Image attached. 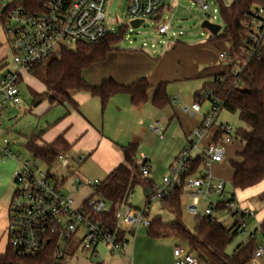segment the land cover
I'll list each match as a JSON object with an SVG mask.
<instances>
[{
    "label": "built area",
    "instance_id": "built-area-1",
    "mask_svg": "<svg viewBox=\"0 0 264 264\" xmlns=\"http://www.w3.org/2000/svg\"><path fill=\"white\" fill-rule=\"evenodd\" d=\"M0 1L7 3L3 7L2 26L10 39V61L13 67L11 70L6 69L0 77L1 127L6 111L21 102L19 85L23 73H28L52 57H58L64 50H74L78 45H95L110 33L106 27L108 0H51L43 11L14 6L12 0ZM193 1L203 13L209 10L204 0ZM164 2L128 0L126 17L129 24L139 21L141 26L144 22H150L157 36H166L170 25L163 21ZM242 27L246 30V53L252 57L264 42V4L250 10L248 20L243 22ZM145 47L144 44L142 48ZM218 57L224 62L230 60L225 52H221ZM242 68L235 67L231 74L237 77ZM202 98L208 101L211 97L207 92ZM202 102L199 100L192 105H179L181 114L190 118L200 117L201 120L187 135L186 146L161 178L160 185L156 186L152 182L148 199L162 204L169 198L173 188H180L181 198L189 199L188 203L181 206L188 217L193 220L203 218L210 224H221L243 234V244H247L256 238L259 228L257 223L256 229H249L250 221L256 222L255 212L244 208L233 193L226 195V182L215 178L210 172L213 165H221L225 161L227 147L238 143L235 129L227 124H218L222 110L220 103L209 101L210 110L204 113L201 110ZM151 132L161 139L164 132L162 124L155 122ZM0 158L3 161L12 160L16 165L12 176L16 188L8 209L6 236L11 248L20 256L34 257L52 248L55 264H68L75 255L96 260L98 247H105L110 255L121 256L128 245L127 237L134 238L140 229H147L150 225L146 208L140 210L131 206L132 193L127 195L114 214L113 232L95 220L96 216L108 209L106 202L95 197L101 182L84 180L68 173L73 164L85 161L84 155L73 159L68 153H60L54 165L45 164L49 170H61L67 176L44 172L38 165L41 161L36 158L21 160L10 151V146L0 148ZM148 161L145 156L137 161L142 178L151 175ZM74 190H88L91 196L76 206ZM72 242H76L74 247H71ZM172 257L173 264H199L192 252L180 247L172 250ZM258 263L264 264V245H259L254 251L251 264Z\"/></svg>",
    "mask_w": 264,
    "mask_h": 264
},
{
    "label": "trees",
    "instance_id": "trees-1",
    "mask_svg": "<svg viewBox=\"0 0 264 264\" xmlns=\"http://www.w3.org/2000/svg\"><path fill=\"white\" fill-rule=\"evenodd\" d=\"M51 0H24L15 2L14 6L30 11H43ZM221 4V0H218ZM264 4L262 0H230L229 5H220L222 21L221 31L217 36L208 38V43H222L225 53L230 56L226 60L227 71L207 78L197 97L209 93L208 101H216L222 109L237 113L243 128L235 130L242 150L235 152L227 163L232 172L230 186L233 193L248 190L264 181V42L257 54L250 57L244 44L246 30L243 22L248 20L250 10ZM3 16V14H1ZM122 40V30L117 35H108L95 45H78L74 50H64L58 57H52L28 71V75L42 83L50 93L49 102L53 106L70 103L72 93L85 92L100 101L104 111L109 100L116 95H127L133 106L146 104L148 92L152 86L146 80H139L130 85H119L111 79L101 81L97 86L88 84L82 77L84 71L96 64L106 61L108 55L118 52L117 45ZM243 67L237 77L231 74L235 67ZM165 83L154 87L151 105L161 110L171 103L166 92ZM42 96L37 95V99ZM213 98V100H212ZM199 101V100H198ZM39 137L34 136L26 141L25 150L33 157L52 166L60 153L70 150L68 144L60 137L46 145H37ZM127 166L116 167L95 191V197L108 205L105 213L96 216L95 220L109 232L115 229L114 214L119 205L126 199L135 186L140 183L152 188V182L140 178V171L135 162L137 147L128 145L123 148ZM264 202V193L258 196ZM162 207L171 213L176 221L164 224L160 218L150 220L146 229L147 236L152 239H171L182 242L189 252L198 259L199 264H251L255 249L264 245V220L259 223L258 232L261 237L247 244L239 245L227 256L225 250L232 239L238 234L221 224H210L203 218H196L192 231L182 223L181 189L173 188L169 198ZM123 237V235H120ZM0 254V264H55L53 249L34 256L18 255L9 245Z\"/></svg>",
    "mask_w": 264,
    "mask_h": 264
},
{
    "label": "rangeland",
    "instance_id": "rangeland-1",
    "mask_svg": "<svg viewBox=\"0 0 264 264\" xmlns=\"http://www.w3.org/2000/svg\"><path fill=\"white\" fill-rule=\"evenodd\" d=\"M12 1L23 2L24 0ZM204 1L209 6V10L206 13H203L198 4L193 0H165L164 9L169 11L166 12L163 21L169 23L170 30L166 36H157V33H155L154 27L150 22H144L138 28L130 27L129 20L126 17L128 0H108L106 4V27L110 35H117L122 30V40L117 45V49L121 52V55H127L129 52L140 50L144 51L142 53L145 55L141 54L144 57L146 56L152 61H159L155 71L152 64H149V72H151L150 76L161 74L167 77L168 83L166 85V92L171 102L176 100V104L174 105L175 108L182 104L190 105L193 100L195 102L202 100L201 110L202 112L207 113L211 107L210 102L202 97L198 98L197 94L202 89L204 82L207 81V78L204 76V71H206L209 66L208 60L204 61L205 56L202 53L207 51V53L212 55V50H214V48H212L213 46H207L211 45L207 42L210 33L202 29L201 25L203 22L207 21L221 27L222 21L219 12L220 5L227 6L229 5L230 0H221V4L218 0ZM6 4L7 3L0 1V9L5 7ZM212 17L215 18L213 19ZM179 32H181V35H179ZM174 43H177L178 45L175 48L167 49L170 44L173 45ZM0 44H6L8 46L10 44V39L3 30L1 19ZM144 44L146 47L142 48ZM152 45H154L153 48H151ZM215 52L217 54V60L220 62L221 60L218 56L221 52H219V50H216ZM131 63L132 62L128 57L116 58L106 64L105 74L110 73L111 67L115 68L119 65L128 67ZM136 65L138 68L142 67L140 62H137ZM6 66L7 69L10 70L13 68L10 61V54L6 58ZM95 69L96 68L94 67L91 68V70L89 69V75L91 74V77L97 79L100 72ZM85 73L87 74L88 72ZM19 90L21 94L20 104L16 107L9 108L6 111L5 118L2 120V125L0 127V148L10 146V151L20 157L21 160H29L32 156L24 148L26 141L33 136H37L39 139H44V136L46 137V135L55 129L57 125L63 122L61 117L62 110L59 107L57 108L51 105L49 102V97L51 95L43 87L42 83L29 78L26 74H23V82L20 83ZM153 92L154 88L150 90L148 96L151 97ZM35 93L42 97L37 99ZM218 124L230 125L235 130L244 127L242 122L239 121L237 113H230L225 109H222L219 113ZM239 145V142L234 144L232 146L233 150L238 148L237 146ZM151 146L156 147L153 150L156 151V154L165 151L174 152L176 149H179L176 136L174 135V138H171L169 134L161 144L156 146L152 144ZM69 155L73 157L76 156L72 152H70ZM138 156H140V153H138ZM143 156H148L147 151H144ZM232 157L233 156H231V158ZM38 165L41 170L48 172L50 175L67 176L64 171L49 170V168L42 162ZM161 166L160 169L165 174L167 170L164 163H162ZM222 166L229 171L227 161ZM15 169L16 165L12 160L3 161L2 158H0V207L4 209V220L6 212L8 214L9 205L16 188L12 180ZM85 169V166L73 164L68 173L80 178L82 177L81 179H83L84 173L86 172ZM212 171L213 167L210 169V172L213 175L214 172ZM162 176V172H159L157 177H152L149 180L153 182L154 185L159 186ZM140 178L142 179V177ZM84 180L86 179L84 178ZM143 189L142 183L133 188L131 206L140 210L146 208L147 219L149 220L160 218L164 224L174 223L176 221L175 217L158 202L148 198L146 199L143 195ZM74 192V199L76 195L85 198L84 190H74ZM231 192L232 188L230 182L227 180L225 193L229 196ZM182 203H187V197H182ZM251 204L256 213L264 212V202H258L255 198L251 199ZM194 222L195 221L192 218L188 217L182 211L181 223L189 231L193 230ZM1 223L0 220V226ZM256 228V223H249L250 231ZM256 239L259 242L261 241L258 229L256 230ZM244 241L245 236L240 233L237 234L227 246L225 254L230 256L239 245L244 243ZM175 242L182 246H186L182 242ZM75 245L76 242L71 243V247H74ZM6 246V240L2 236L0 230V254L5 251Z\"/></svg>",
    "mask_w": 264,
    "mask_h": 264
},
{
    "label": "crops",
    "instance_id": "crops-1",
    "mask_svg": "<svg viewBox=\"0 0 264 264\" xmlns=\"http://www.w3.org/2000/svg\"><path fill=\"white\" fill-rule=\"evenodd\" d=\"M167 11L169 10L163 9L162 15L164 14L165 16ZM1 14L3 13L0 12V19L3 21ZM177 45V43L173 45L170 44L167 49L175 48ZM207 46H213L212 48H214V50H212V55L207 53V51H202V54L205 56L204 61L208 60L209 62L208 68L204 71V76L208 78L210 76L225 73L227 71L226 64L221 59V61L218 62L215 52L216 50L224 52V45L216 42ZM142 52L144 51L138 50L129 52L127 55H121L120 51L111 53L108 55L106 61L93 66L96 68L95 70L100 72L97 79L91 77V74L89 75V69L83 72L82 77L88 84L93 86L99 85L101 81L106 79H111L119 85H130L139 80H146L152 88L161 83L167 84L168 79L165 75L159 74L157 76H150L149 64H152L155 71L159 61H152L150 58L144 57L141 55L144 54ZM9 54V46L0 44V77L7 69L6 58ZM122 57H128L132 63L129 64L128 67L121 65L116 66L115 68L117 69L111 67L110 73L105 74L106 64L116 58ZM137 62L142 64L141 68L137 67ZM85 72L88 73L86 74ZM23 74L35 80L30 77L28 73ZM21 82H23V75ZM35 94L36 96L39 95L37 93ZM152 97L153 94L151 97L148 96L149 101L146 104L133 106L127 95H116L109 100L104 111H102L100 101L97 97H92L85 92L72 93L70 95V103L53 106L59 107L62 110L61 117L63 122L57 125L46 137L44 136V139L40 138L37 141V145L50 144L61 137L70 147L67 153L69 154L72 152L76 155L74 157L72 156L73 159H77L81 155L86 157L83 163L76 164L78 166H85L86 168L83 179L97 180L99 182L104 181L119 165L127 166L122 150L128 145H135L137 147L135 155L136 165L139 158L143 156L144 151H147L148 163L151 168V175L147 179L149 180L152 177H157L159 172H162L163 178L166 173L164 174L160 169L162 163H164L166 170H168L176 156L186 146L187 135L197 127L201 119L200 117L190 118L181 114L178 107H174L176 100L175 103H173V100L169 105L158 110L151 105ZM194 103L196 102L193 100L190 105ZM155 122L161 123L164 129L161 139L151 132V127ZM168 134L171 138H174V135L176 136L179 149H176L174 152L165 151L156 154V151H153L156 147L151 145L154 144L156 146L161 144ZM233 145L227 147L226 150L228 155L226 153L227 156L225 161L219 166H213V176L224 182H227V180L229 182L231 181L232 172L230 169L229 171L226 170L222 165L225 164L235 152L242 150L241 144L234 150L232 147ZM138 153H140V156H138ZM143 188L145 189L146 187L143 186ZM84 191L85 198L77 195L75 196L74 200L76 206L81 205L91 196L89 191ZM231 193H233V191ZM261 193H264V181L248 190L235 192L233 194L244 208L253 210L251 199L256 198L258 202H262L258 199ZM188 201L189 199L187 197V203ZM182 205L181 198V206ZM3 213L4 209L0 207V220L2 222L0 230L2 236L6 240L7 212L5 220ZM255 214L256 224L264 220V212H255ZM250 222L254 223L253 221ZM127 240V248L121 256L110 255L105 247H98L96 260L92 261L82 255H75L68 264H173L172 250L176 247L187 250L186 246L177 244L171 239L156 240L149 238L146 229H140L134 238L128 236Z\"/></svg>",
    "mask_w": 264,
    "mask_h": 264
},
{
    "label": "water",
    "instance_id": "water-1",
    "mask_svg": "<svg viewBox=\"0 0 264 264\" xmlns=\"http://www.w3.org/2000/svg\"><path fill=\"white\" fill-rule=\"evenodd\" d=\"M0 12L3 13L4 12V8H2ZM139 24H140L139 21H133V22H130L129 25L132 28H137L139 26ZM201 27H202V29L208 31L210 33V35H212V36H217L218 33L221 31V27L220 26L211 24V23H209L207 21L203 22ZM143 195H144V197L146 199L149 198V196L151 195V189L149 187H146L143 190Z\"/></svg>",
    "mask_w": 264,
    "mask_h": 264
}]
</instances>
